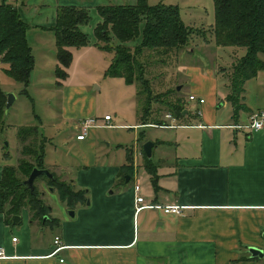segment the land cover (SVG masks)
<instances>
[{"label":"crops","instance_id":"0c3cea01","mask_svg":"<svg viewBox=\"0 0 264 264\" xmlns=\"http://www.w3.org/2000/svg\"><path fill=\"white\" fill-rule=\"evenodd\" d=\"M93 48L72 50L73 62ZM71 67L59 90H67ZM162 73L171 79L181 76L183 89L191 83L190 95L205 103L190 102L181 94L188 105L185 119L172 117L168 126L148 124L174 132L172 139L154 143L153 156L147 157L152 160V170L147 167L144 150L136 148V169L132 165L133 169L121 176L128 152L123 162L99 166L96 155L86 157L82 164L64 159L59 162L54 154L49 157L47 149L46 169L72 183L76 191L86 192L88 202L71 209L51 192L58 204L51 206V217L60 221L54 228L32 222L27 209L15 226L0 213V248L6 256L0 258V264H264V259H253L248 252L250 247L264 249V129L251 132L239 128L247 126L254 114L264 112V104L253 108L245 103L249 82L256 80L257 89L264 86V71L245 84V109L237 118L232 106L225 117L216 111L229 104L230 90L225 85L220 103L213 73L202 74L199 68L180 63ZM205 92L212 98L211 105ZM193 104L198 106L195 114L190 111ZM243 116L246 123L241 122ZM79 117L81 123L93 118L85 113ZM87 137L84 141L76 137L83 149L93 146L92 140L83 145ZM154 151H160L156 159ZM6 166L0 167V180ZM126 177H130L129 182ZM137 185L146 203L179 205L185 207L183 215L160 210L136 214ZM69 211H74V217ZM55 237L61 238L64 249L52 256Z\"/></svg>","mask_w":264,"mask_h":264},{"label":"rangeland","instance_id":"374dc122","mask_svg":"<svg viewBox=\"0 0 264 264\" xmlns=\"http://www.w3.org/2000/svg\"><path fill=\"white\" fill-rule=\"evenodd\" d=\"M3 1L16 7L30 27L27 39L35 58L36 69L26 89L21 83L7 76L5 73L7 66L0 63V89L5 94L13 93L16 98L12 107L0 118V167L5 164L18 167L20 160L26 158L21 154L22 143L19 139V131L24 127H36L40 135L49 138L45 150L48 149L50 158L54 154L59 162L64 159L72 163H81L86 157L92 159L96 155L99 166L103 164L109 166L123 162L128 152L129 158L133 160L134 170L136 169L134 158L137 154L135 148L143 151L144 145L148 142L158 143L174 137L172 130L154 128L142 123L144 106L140 103L138 85H127L123 79L108 77L107 70L113 62L114 55L103 54L94 50L96 48L92 46L96 41L95 29L102 23L98 8L134 6L138 0H0V3ZM147 1L150 6L165 4L178 7L182 21L193 30L190 43L181 52L167 57L145 53L140 58L145 65L146 57L149 58L150 71L147 76L154 89L153 93L160 95L157 100L154 99L148 124L161 122L170 124L171 118L167 117L166 103L173 100L164 96L168 89L174 91L182 87L180 93L188 98L193 92L191 83L183 89L180 84L181 76L180 79H171L169 74L162 73L178 63L189 68H199L202 74L213 73L217 76L218 100L221 103L222 96L225 95V85L227 90L229 88L227 79L233 72V66L246 54V49L224 48L215 43L212 34L216 18L214 0ZM60 6H79L89 11L90 22L82 26L81 30L90 40L89 49L93 48L79 54L72 63L69 71L71 79L66 84L67 90H59L57 84L55 64L57 48L55 34L51 30L56 24ZM112 39L114 44L118 43L114 36ZM141 40L142 32L128 45L135 50V46L139 45ZM260 58L264 61V54H260ZM170 79L173 82L171 85ZM255 83L256 80L249 82L245 103L253 108H259L264 104V86L257 89ZM204 96L211 105V96L206 92ZM186 107L188 109V105ZM192 109L191 113L195 114L198 106L193 104ZM216 111H219L221 117H225L232 108L226 104ZM84 113L97 120V125L88 134V142L83 144L87 145L89 140H92L93 146L86 149L81 148L76 142L77 135L81 134L79 116ZM107 116L110 117V122L105 121ZM246 121V116H243L241 122ZM159 153L160 151H154L155 159ZM5 155H10V158L7 160ZM26 159L33 161L31 157ZM18 176L24 179L21 173H18ZM35 186L44 193L43 198L50 206H58L57 198L55 200L53 193L49 191L45 178L38 179Z\"/></svg>","mask_w":264,"mask_h":264},{"label":"trees","instance_id":"16d2710c","mask_svg":"<svg viewBox=\"0 0 264 264\" xmlns=\"http://www.w3.org/2000/svg\"><path fill=\"white\" fill-rule=\"evenodd\" d=\"M214 4L216 18L212 34L217 46L246 49V54L234 64L233 72L227 79L230 93L226 102L232 106L234 118H237L245 109V84L264 71V61L260 58V54H264V0H214ZM98 12L102 23L95 29L96 41L92 46L114 55L107 70L108 77L124 79L127 85H138V96L144 106L141 121L148 125L152 104L160 95L153 93L147 76L150 71L149 58L146 57V65L140 58L145 53L167 57L181 52L190 43L193 30L182 21L178 7L165 4L150 6L147 0H138L134 6H102ZM89 22V11L84 7L60 6L57 11L56 24L51 30L56 38L58 86L68 78V70L74 60L72 50L83 49L91 44L81 30ZM29 28L16 7L5 1L0 3V63L7 66V76L26 89L35 68L32 48L27 39ZM141 32L142 40L132 50L128 43L135 41ZM112 36L118 41L117 44H114ZM164 96L173 100L166 103L168 114L176 120L185 119L187 103L178 88L174 91L168 89ZM6 104L7 95L0 89V118L6 111ZM153 125L168 126L165 122ZM19 139L22 156L31 157L33 161L23 158L18 167H4L0 180V213L11 224L13 216H20L27 209L32 222L54 228L60 221L51 217L52 208L43 198L44 193L36 186L32 192L24 185L35 168L46 169L45 149L49 140L40 135L36 127L20 129ZM144 157L151 171L152 160L145 153ZM5 158L8 160L10 155H5ZM132 162V159H127L120 176L133 168ZM18 173L24 176L23 180ZM54 176L55 180L40 178H45L48 188L53 189L61 202H66L71 209L78 203L88 202L86 192L76 191L72 183Z\"/></svg>","mask_w":264,"mask_h":264},{"label":"built area","instance_id":"2783aa9c","mask_svg":"<svg viewBox=\"0 0 264 264\" xmlns=\"http://www.w3.org/2000/svg\"><path fill=\"white\" fill-rule=\"evenodd\" d=\"M189 101L190 102H196L199 105H203L205 103L204 99H199L195 95H190L189 96ZM168 118H172L171 115L167 116ZM106 122H110L111 119L110 117H105ZM97 125V120L94 118H87L82 121L81 123V134L77 136L78 141H84L86 137L88 136L90 130ZM239 128H244V129H249L251 132H257L261 131L264 129V112L262 113H257L254 114L251 119L250 123L247 126H239ZM134 190L136 194H138L137 197V208H136V214L143 210H160L163 211L167 215H176V216H182L183 212L185 210V207L179 206V205H167V206H161V205H156L152 203H146L145 199L141 196H139V193L141 191V187L139 185L134 187ZM14 242L17 241V239H13ZM54 245H55V250L52 254L56 255L58 254L64 247L62 246L61 238L60 237H55L54 239ZM0 258H6L4 250L0 248Z\"/></svg>","mask_w":264,"mask_h":264},{"label":"water","instance_id":"95a60500","mask_svg":"<svg viewBox=\"0 0 264 264\" xmlns=\"http://www.w3.org/2000/svg\"><path fill=\"white\" fill-rule=\"evenodd\" d=\"M189 51H192V50H189ZM181 90H182V87H178V91L180 92ZM15 101H16V98H15L13 93L7 94L6 111L12 107V105L14 104ZM184 114H186V111ZM153 148H154V143H152V142L146 143L143 147L144 152L149 159H151L153 156ZM40 177H46L47 179L55 180L54 174L51 171H49L48 169L41 170V169L35 168L32 171V173L30 174L29 178L24 182V185L28 189H30V191L33 192L35 189V182ZM129 180H130V177H126V182H129ZM49 191L54 192L52 188L49 189ZM69 215L71 217H74V215H75L74 211H69ZM11 220H12L13 225L15 226L21 222L22 218H21V216H13ZM248 252L251 255V258H253V259H264V249L256 248V247H250L248 249Z\"/></svg>","mask_w":264,"mask_h":264}]
</instances>
